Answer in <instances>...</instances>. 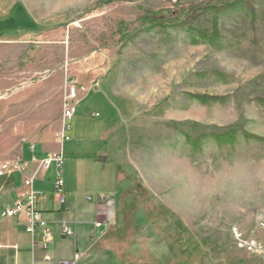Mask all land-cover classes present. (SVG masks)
Returning <instances> with one entry per match:
<instances>
[{
	"label": "rangeland",
	"instance_id": "1",
	"mask_svg": "<svg viewBox=\"0 0 264 264\" xmlns=\"http://www.w3.org/2000/svg\"><path fill=\"white\" fill-rule=\"evenodd\" d=\"M224 1L0 0V169L61 114L67 82L104 81L125 105L110 140L128 224L172 261L254 264L229 228L264 240V0H229L182 29L141 19Z\"/></svg>",
	"mask_w": 264,
	"mask_h": 264
},
{
	"label": "crops",
	"instance_id": "2",
	"mask_svg": "<svg viewBox=\"0 0 264 264\" xmlns=\"http://www.w3.org/2000/svg\"><path fill=\"white\" fill-rule=\"evenodd\" d=\"M6 33L0 29V36ZM106 85L104 81L84 85L86 92L68 129L62 130L61 114L45 120L25 134L16 160L0 169V213L29 191L41 192L39 208L53 233L43 249L21 222L0 216V264H59L75 253L79 254L77 264H201L167 259L164 244L150 242L144 226L128 224L124 203L129 179L110 140L123 120L125 105ZM62 132L67 139L60 138ZM56 152L63 158L61 204L54 189L56 165L43 163ZM89 195L92 200H87ZM99 195L104 201L96 200ZM118 198L123 201L121 211ZM62 223L72 229L71 236L63 233Z\"/></svg>",
	"mask_w": 264,
	"mask_h": 264
},
{
	"label": "built area",
	"instance_id": "3",
	"mask_svg": "<svg viewBox=\"0 0 264 264\" xmlns=\"http://www.w3.org/2000/svg\"><path fill=\"white\" fill-rule=\"evenodd\" d=\"M86 92L85 86L79 84L74 79L67 82L66 92L62 100L61 119L63 121L62 130L68 129V123L75 113V108L80 99ZM61 139L68 137L62 132ZM54 162L56 165V180L54 182V189L57 195V201L61 204L64 199L61 189V179L59 177V169L62 165L63 158L61 153H51L44 160V165ZM27 185L31 184V179L25 181ZM42 197L41 192L29 191L23 197L17 199L11 206L4 208L0 216L2 218H14L21 222L25 231L30 234L33 241L41 248L46 249L52 238V229L48 226L47 221L42 217L39 200ZM92 196H87V200H92ZM103 195L97 196V201H104ZM61 230L67 236L72 235V229L66 223L61 224ZM230 235L237 249L244 251L252 257L254 264H264V240L247 236L240 228L231 226L229 228ZM79 254L75 253L72 258L63 260L59 264H77Z\"/></svg>",
	"mask_w": 264,
	"mask_h": 264
},
{
	"label": "trees",
	"instance_id": "4",
	"mask_svg": "<svg viewBox=\"0 0 264 264\" xmlns=\"http://www.w3.org/2000/svg\"><path fill=\"white\" fill-rule=\"evenodd\" d=\"M234 2V1H233ZM229 0H226L224 2H221L219 5H215L211 3H201V4H189L188 7L184 8V6H179L177 5L176 9L172 10H160L157 12H148L146 11L144 15L141 17L144 22H147L148 27H159V28H164L165 26H174L176 29H182L184 26H190L191 22L194 20H197L199 17L203 16L205 12L208 9H216V10H221L223 8H226L228 5ZM182 14V18L180 19V15L177 14ZM253 15V12H251ZM10 19L9 21H16L20 24L21 21L20 19ZM213 31V29H212ZM230 132V133H229ZM229 132H223L216 134L214 136V139L223 142V143H231V140L229 138V135L233 131Z\"/></svg>",
	"mask_w": 264,
	"mask_h": 264
}]
</instances>
